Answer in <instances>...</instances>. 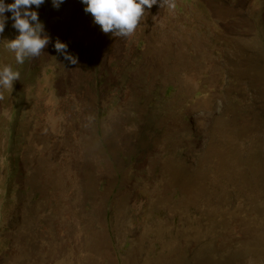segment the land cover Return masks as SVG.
Here are the masks:
<instances>
[{
	"label": "rangeland",
	"instance_id": "obj_1",
	"mask_svg": "<svg viewBox=\"0 0 264 264\" xmlns=\"http://www.w3.org/2000/svg\"><path fill=\"white\" fill-rule=\"evenodd\" d=\"M172 2L115 38L45 0L23 64L4 13L0 264H264V0Z\"/></svg>",
	"mask_w": 264,
	"mask_h": 264
},
{
	"label": "clouds",
	"instance_id": "obj_2",
	"mask_svg": "<svg viewBox=\"0 0 264 264\" xmlns=\"http://www.w3.org/2000/svg\"><path fill=\"white\" fill-rule=\"evenodd\" d=\"M45 0H14V3L5 4L0 0V34L4 32L8 17L5 12H11L14 21L12 27L19 33L15 39H6L5 47L14 53L18 64L26 59L38 57L50 43V37L45 33V26L39 19V13L32 10ZM64 0H52L55 8H59ZM86 5L84 11L90 13L94 23L99 25L105 34L111 33L115 38H130L143 20L146 8L151 9L159 3L160 8L167 6L169 10L175 8L172 0H81ZM58 53L63 54L65 60L71 64L78 63V57L67 51L68 45L56 40L54 45ZM20 74L11 66L0 69V89H11Z\"/></svg>",
	"mask_w": 264,
	"mask_h": 264
},
{
	"label": "trees",
	"instance_id": "obj_3",
	"mask_svg": "<svg viewBox=\"0 0 264 264\" xmlns=\"http://www.w3.org/2000/svg\"><path fill=\"white\" fill-rule=\"evenodd\" d=\"M13 137L12 138H10V143L12 144L13 143ZM12 158H10V160H11ZM10 167H11V170L9 171V173H10V176H13L14 175V170H15V164L13 165V164H11L10 165ZM7 192H8V199L10 198V190H9V188H7V190H6Z\"/></svg>",
	"mask_w": 264,
	"mask_h": 264
}]
</instances>
